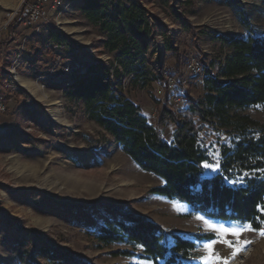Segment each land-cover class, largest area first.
I'll return each instance as SVG.
<instances>
[{
  "label": "rangeland",
  "instance_id": "1",
  "mask_svg": "<svg viewBox=\"0 0 264 264\" xmlns=\"http://www.w3.org/2000/svg\"><path fill=\"white\" fill-rule=\"evenodd\" d=\"M25 1L0 0V77L5 78L0 79V97L6 103V110L0 112V219L15 220L10 226L0 222L5 227V239L13 242L35 230L92 264H152L138 256L139 250L135 255L113 254L130 247L122 243L101 247L85 228L63 217V207L95 203L118 205L164 228L174 231L180 228L184 233L210 232L208 224L198 219L200 216L227 228L247 229L248 224L208 218L192 212L185 202L169 200L151 191L163 184V179L143 170L103 127L89 118L82 104L65 96L62 88L71 77L65 69L74 59L90 56L109 64L117 62V53L108 52L102 44L105 32L81 13L78 7L83 0H60V3L48 0L43 5L46 19L42 17L32 24L17 21L10 30L9 24L18 20ZM142 2L160 22L154 33L153 63L164 74L169 67L167 76L174 86L167 90L163 81L156 80L143 88L132 85L126 76L122 87L141 105L153 124L167 106L174 111L185 106L175 108L173 97L204 95L207 69L213 74L220 73L229 50L210 34L264 36V0ZM51 29L67 35L66 43L62 44L66 47L50 43L47 32ZM166 34L171 36L175 49L165 47ZM73 48L78 51L67 55ZM193 60L201 63L202 73L194 75L190 71ZM159 89H163L162 95ZM229 115L238 120L250 116L264 123L261 105L232 108ZM197 122L202 126L201 143L212 157L211 162H205L213 165L204 168L203 176L208 177L220 170L221 153L225 146L232 145L233 130L215 116ZM162 130L163 136L171 141L174 123L168 122ZM8 133L12 137L6 136ZM30 189L50 197L52 207L62 212L38 210L33 195L26 200L14 196ZM251 229L238 238L241 247L244 241L248 242L245 250L234 255L233 249L217 243L216 255L229 264H264V235H261L264 225L260 230ZM226 238L237 240L232 236ZM206 242L199 244L197 255L189 264H204L203 258L209 255L204 247ZM0 264H16L15 255L1 238Z\"/></svg>",
  "mask_w": 264,
  "mask_h": 264
},
{
  "label": "trees",
  "instance_id": "2",
  "mask_svg": "<svg viewBox=\"0 0 264 264\" xmlns=\"http://www.w3.org/2000/svg\"><path fill=\"white\" fill-rule=\"evenodd\" d=\"M78 8L105 32L102 44L108 52L117 53V62L109 64L87 55L82 59L84 69L62 84L65 96L82 104L89 118L103 127L143 170L163 179L164 183L154 186L152 192L185 202L192 212L208 218L260 230L264 225V123L250 116L233 119L229 112L232 108L264 107V36L210 34L229 50L220 73L207 69L204 95H182L185 106L177 111L167 106L153 124L122 86L127 76L132 85L145 88L158 80L169 90V67L164 74L153 63L159 20L142 0H83ZM17 21L9 24L10 30ZM166 35L165 47L175 49L171 36ZM47 36L53 44L67 41V35L56 29L49 30ZM213 116L233 130L232 145L222 150L220 170L206 177L204 163L211 162L212 157L201 143L202 126L197 120ZM170 121L175 125L171 141L162 130ZM30 195L35 196L38 210L63 211L64 218L85 228L101 247L114 243L130 247L113 254L135 255L139 250L138 256L152 264H189L199 244L212 238L211 232L182 233L164 228L115 204L68 205L61 211L52 207L50 197L40 191L14 194L19 200ZM0 222L10 226L15 220L7 217ZM4 228L0 223V238L15 255L16 264H92L39 231L30 230L9 242Z\"/></svg>",
  "mask_w": 264,
  "mask_h": 264
},
{
  "label": "built area",
  "instance_id": "3",
  "mask_svg": "<svg viewBox=\"0 0 264 264\" xmlns=\"http://www.w3.org/2000/svg\"><path fill=\"white\" fill-rule=\"evenodd\" d=\"M48 0H26L24 3V6L22 7L19 15H18V21H26L30 24L38 22L42 17L46 19L45 13L43 10V5ZM60 3V0L59 2ZM1 42V37H0ZM55 46L60 47H66L67 45L57 44ZM78 50L73 48L71 51L67 53V55L75 54ZM84 69V64L82 60L74 59L73 62H71L70 65L66 67V72H68L69 75H72L74 73H79ZM189 69L194 75H198L202 73L203 67L200 62L198 61H191L189 64ZM184 82V81H183ZM174 86L173 81L168 77V88H172ZM159 94H163V89H159ZM173 104L175 108H180L184 106L185 99L180 96H175L172 98ZM6 110V103L4 98L0 97V112H3Z\"/></svg>",
  "mask_w": 264,
  "mask_h": 264
},
{
  "label": "snow or ice",
  "instance_id": "4",
  "mask_svg": "<svg viewBox=\"0 0 264 264\" xmlns=\"http://www.w3.org/2000/svg\"><path fill=\"white\" fill-rule=\"evenodd\" d=\"M211 167H213V165H210L208 163L204 164V168H211ZM198 219L208 224V228L212 234V238L209 239L204 245L206 251L209 253L208 256L203 258L204 264H229L228 260L216 255L215 245L217 243L224 244L227 247L233 249L234 255L239 254L240 251H243L246 249L248 242L244 241L243 242L244 247H241L240 241L238 238L243 234L245 230H252L251 225H249L247 229L227 228L222 225L210 223L207 220H205V217L203 216L198 217ZM216 233H219L218 237L215 235ZM261 235H264V230L261 231ZM228 236L236 237L237 240L235 241L229 240L226 238Z\"/></svg>",
  "mask_w": 264,
  "mask_h": 264
},
{
  "label": "crops",
  "instance_id": "5",
  "mask_svg": "<svg viewBox=\"0 0 264 264\" xmlns=\"http://www.w3.org/2000/svg\"><path fill=\"white\" fill-rule=\"evenodd\" d=\"M175 231H177V232H182V233H184L185 231H183L182 229H180V228H175Z\"/></svg>",
  "mask_w": 264,
  "mask_h": 264
},
{
  "label": "bare ground",
  "instance_id": "6",
  "mask_svg": "<svg viewBox=\"0 0 264 264\" xmlns=\"http://www.w3.org/2000/svg\"><path fill=\"white\" fill-rule=\"evenodd\" d=\"M118 161V160H117Z\"/></svg>",
  "mask_w": 264,
  "mask_h": 264
}]
</instances>
